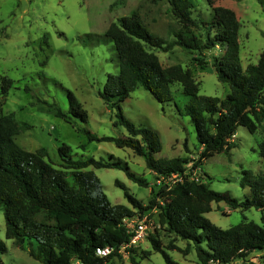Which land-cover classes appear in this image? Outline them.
I'll return each instance as SVG.
<instances>
[{
  "label": "trees",
  "instance_id": "obj_1",
  "mask_svg": "<svg viewBox=\"0 0 264 264\" xmlns=\"http://www.w3.org/2000/svg\"><path fill=\"white\" fill-rule=\"evenodd\" d=\"M146 1L152 5H167V12L179 24L171 40L151 33L136 13L112 22L102 34V38L113 43L118 71L107 75L98 95L108 107L116 109V123L125 128L127 136L97 137L84 128L77 131L86 135L88 142H109L116 148L131 150L159 177L172 174L182 177V181L171 188L161 186L152 195L148 208L142 207L122 183L115 181V185L123 190L125 199L135 210L143 212L155 208L159 227L186 241L185 250L192 244L199 264H230L243 260L264 249V228L252 221H241L228 229H220L205 214L211 211L212 203L219 202L226 203L232 210L254 208L264 211V174L243 178L242 185L249 187L243 201L227 192H215L194 179L189 180V175L184 174L187 159L156 158L162 148L160 136L151 128L135 126L123 115L120 103L131 92L143 88L157 102L174 104L178 114L188 117L193 125L201 149L199 162H202L214 154L229 151L240 126L254 134L262 124L264 132V50L256 64L242 68L238 42L240 23L231 9L216 5L218 0H204L212 11L209 21L193 18L195 0ZM197 29L204 30L203 38ZM99 38L84 34L77 40L88 46L99 43ZM175 46L199 55L222 49L221 55L212 57V67L217 80L228 85L229 93L223 99L199 95L198 84L190 69L179 64L163 67L151 51L167 52ZM193 60L205 68L206 63L202 60ZM12 83L8 78H1L2 96H6ZM175 84L187 97L183 105L177 104L171 91ZM25 92L29 90L25 89ZM65 94L66 111L56 105L50 107L55 117L66 122L85 123L87 112L71 91L65 90ZM30 128L12 114H2L0 109V211L5 223V238L19 248L28 245L29 256L39 264H72L73 261L110 264L113 254L99 257L96 250L126 245L131 234L123 220L134 213L124 205H112L103 193L99 179L89 168L121 170L139 187L146 188L149 183L113 155L106 160L74 159L70 147L64 143L57 149L60 163L53 164L45 148L31 152L15 142L16 136ZM258 146L259 155L264 159V141ZM148 239L165 264H178L162 248L156 236ZM5 251L6 246L0 240V252ZM133 264L138 263L133 261Z\"/></svg>",
  "mask_w": 264,
  "mask_h": 264
},
{
  "label": "rangeland",
  "instance_id": "obj_2",
  "mask_svg": "<svg viewBox=\"0 0 264 264\" xmlns=\"http://www.w3.org/2000/svg\"><path fill=\"white\" fill-rule=\"evenodd\" d=\"M194 3L193 18L209 21L212 11L206 2L195 0ZM216 5L231 9L240 23L238 42L242 68L256 64L264 50V0H218ZM166 9L165 4L152 5L146 0H0V109L2 114H12L31 126L16 136L15 142L31 152L45 148L53 164L60 163L57 149L62 143L70 147L74 159L106 160L113 155L149 183L146 188L139 187L121 170L89 168L112 205L130 208L134 213L130 219L134 221L146 219L143 239L136 246H126L112 253L110 264H133V261L165 264L161 254L152 249L148 238L153 235L178 264H199L192 244L185 250L186 241L159 227L155 208L143 212L135 210L125 199L123 190L115 185V181L122 183L142 207L148 208L152 195L163 185L171 188L174 178L155 175L146 168L143 158L129 149L116 148L109 142H88L86 135L77 131L84 128L97 137L127 136L125 128L116 123V109L108 107L98 95L107 75L118 71L113 43L102 38V34L112 22L136 13L151 33L171 40L179 24ZM196 32L203 38V29ZM84 34L100 36L99 43L81 44L77 37ZM151 51L163 67L179 64L190 69L199 95L223 99L229 93L228 85L217 80L212 67V57L221 55L222 49L201 55L177 46L167 52ZM195 58L206 63L204 69L193 60ZM3 77L13 82L6 96L1 94ZM65 90L71 91L87 112L85 123L66 122L55 117L51 105L67 110ZM171 91L177 104L187 101L179 85L171 86ZM120 108L135 126L151 128L158 133L162 148L156 158H186L185 174L215 192H227L243 201L249 193V187L242 185L243 178L264 174V159L259 155L258 146L264 141L262 124L254 134L238 127L229 151L199 162L201 149L193 125L188 117L178 114L174 104L159 103L148 91L138 88L120 103ZM205 217L220 229H228L241 221H252L264 228V211L232 210L224 202L212 203ZM0 240L6 246V251L0 252V264H39L29 256L28 245L19 248L5 238L2 211ZM72 264L80 263L73 261ZM230 264H264V249Z\"/></svg>",
  "mask_w": 264,
  "mask_h": 264
},
{
  "label": "built area",
  "instance_id": "obj_3",
  "mask_svg": "<svg viewBox=\"0 0 264 264\" xmlns=\"http://www.w3.org/2000/svg\"><path fill=\"white\" fill-rule=\"evenodd\" d=\"M185 175H187V174H185ZM170 177L174 178V183L182 181V177L179 174H172ZM188 179L191 180L193 178L189 177ZM123 223H124V226H125L127 232L131 234L129 242L126 245L119 247L118 249H116V247H114V246H106L103 248H98L96 250L97 256L108 257L112 253L117 252L119 249L125 248L126 246H136L143 239L144 234L147 230L146 219L134 221L130 218H125L123 220Z\"/></svg>",
  "mask_w": 264,
  "mask_h": 264
}]
</instances>
